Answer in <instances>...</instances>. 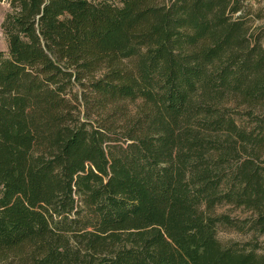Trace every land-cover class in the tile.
I'll return each mask as SVG.
<instances>
[{"label":"trees","instance_id":"trees-1","mask_svg":"<svg viewBox=\"0 0 264 264\" xmlns=\"http://www.w3.org/2000/svg\"><path fill=\"white\" fill-rule=\"evenodd\" d=\"M0 1V264H264L246 0Z\"/></svg>","mask_w":264,"mask_h":264},{"label":"rangeland","instance_id":"rangeland-1","mask_svg":"<svg viewBox=\"0 0 264 264\" xmlns=\"http://www.w3.org/2000/svg\"><path fill=\"white\" fill-rule=\"evenodd\" d=\"M246 10L250 13L249 17L252 19V27H256L264 22V0H246ZM14 9L13 5L8 1H0V50L6 55L9 54L7 37L2 29V22L6 14ZM76 91V89L74 90ZM137 104L131 103L129 105L130 111H135ZM218 212L229 213L233 217L245 218L250 215L249 212L242 208L234 207L232 205H223L218 208ZM218 238L224 243L240 242L244 243L249 240L257 241L259 245V252H264V234L255 235L251 232H240L235 229L220 227L218 231Z\"/></svg>","mask_w":264,"mask_h":264}]
</instances>
